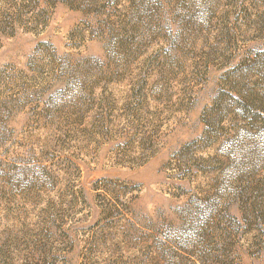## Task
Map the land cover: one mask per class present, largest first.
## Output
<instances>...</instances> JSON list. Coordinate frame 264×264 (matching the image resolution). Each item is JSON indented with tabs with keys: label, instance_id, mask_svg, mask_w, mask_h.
<instances>
[{
	"label": "rangeland",
	"instance_id": "374dc122",
	"mask_svg": "<svg viewBox=\"0 0 264 264\" xmlns=\"http://www.w3.org/2000/svg\"><path fill=\"white\" fill-rule=\"evenodd\" d=\"M40 1L0 32V264H264V0Z\"/></svg>",
	"mask_w": 264,
	"mask_h": 264
},
{
	"label": "trees",
	"instance_id": "16d2710c",
	"mask_svg": "<svg viewBox=\"0 0 264 264\" xmlns=\"http://www.w3.org/2000/svg\"><path fill=\"white\" fill-rule=\"evenodd\" d=\"M44 1L46 3L50 2L49 0ZM47 14L46 6L42 7L40 0H9L8 3L0 7V32L11 26L12 21H22L29 24L33 30L39 31L46 25ZM143 96L145 97V95ZM154 133H157V131ZM141 135L144 136L143 133ZM140 140H143V138ZM173 160L175 161H172L171 167L175 166L177 170L181 166V162L178 163L180 159L177 157Z\"/></svg>",
	"mask_w": 264,
	"mask_h": 264
}]
</instances>
